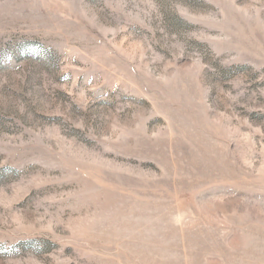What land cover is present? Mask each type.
Listing matches in <instances>:
<instances>
[{
	"label": "rangeland",
	"instance_id": "1",
	"mask_svg": "<svg viewBox=\"0 0 264 264\" xmlns=\"http://www.w3.org/2000/svg\"><path fill=\"white\" fill-rule=\"evenodd\" d=\"M0 264H264V0H0Z\"/></svg>",
	"mask_w": 264,
	"mask_h": 264
}]
</instances>
